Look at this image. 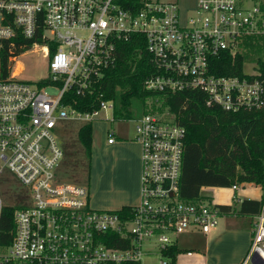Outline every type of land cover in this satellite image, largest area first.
<instances>
[{
    "label": "built area",
    "instance_id": "1",
    "mask_svg": "<svg viewBox=\"0 0 264 264\" xmlns=\"http://www.w3.org/2000/svg\"><path fill=\"white\" fill-rule=\"evenodd\" d=\"M253 4L197 0L196 15L184 17L176 2L163 0H136L127 8L119 0H0V43L32 40L24 52L40 49L48 59V74L38 81L20 78L17 59L24 52L11 58L10 74L0 78V176L9 173L21 192L12 241L0 243L9 252L0 255V264L140 263L146 245L160 251L176 244L172 235H209L218 227L223 214L215 201L206 203L202 194L194 202L181 199L185 129L157 111L135 119L140 203L128 214L94 209L87 186L60 176L61 133L69 122L93 123L102 109L115 113V102L103 100L98 109L83 112L65 101L71 90L92 93L115 64L118 44L142 35L153 68L147 90H197L209 107L264 111V41L262 55L252 57V45L264 40V0ZM226 53L232 65L242 57L240 74L215 73V60ZM114 136L109 133V143ZM245 185L231 189L237 193ZM259 186L260 208L240 264H264V180ZM235 200L244 201L237 195ZM3 206L0 197V215Z\"/></svg>",
    "mask_w": 264,
    "mask_h": 264
},
{
    "label": "trees",
    "instance_id": "2",
    "mask_svg": "<svg viewBox=\"0 0 264 264\" xmlns=\"http://www.w3.org/2000/svg\"><path fill=\"white\" fill-rule=\"evenodd\" d=\"M134 1L136 2L119 0V3L127 8ZM32 43V40L18 39L0 43V78H6L10 74L13 65L11 58L19 56ZM53 53L54 48L51 55ZM226 54L224 59L215 60L218 65L215 73L240 74L242 57H237L235 65H232L230 55ZM151 60L144 36L134 35L129 41L118 44L115 64L106 69L101 81L91 87L92 93L79 96L75 90H71L65 103L80 111L89 112L98 109L103 100H114L115 119H130L129 107L134 101L152 100L154 107L152 111L159 113H164L163 108L166 107L171 120L185 129V152L180 184V197L184 201L199 200L201 190L207 187L231 188L236 183L260 185L264 180V111L227 112L218 106L209 107L206 105L204 93L197 90L149 91L145 88L144 82L153 71ZM154 102L161 103L164 107L157 108ZM148 112L145 110V114ZM78 140L87 160L84 168H87L89 167L87 156L91 154L93 145L92 122L85 123L79 128ZM62 166L60 176L64 181H68L67 179L73 177L72 168H66L64 161ZM131 208L132 206H126L120 211L128 214ZM220 208L222 214L233 210V207L229 206ZM259 208L258 201L246 199L242 202L239 212L255 215ZM17 209L18 206L2 208L0 215L2 245H9L12 241L16 229L14 214ZM115 238L121 239L118 236ZM181 251L176 244L161 249L162 264H177V257Z\"/></svg>",
    "mask_w": 264,
    "mask_h": 264
},
{
    "label": "rangeland",
    "instance_id": "3",
    "mask_svg": "<svg viewBox=\"0 0 264 264\" xmlns=\"http://www.w3.org/2000/svg\"><path fill=\"white\" fill-rule=\"evenodd\" d=\"M165 2H176L179 7L181 8L184 17H191L196 15V6L197 0H163ZM258 0H254L253 5L257 4ZM264 40L257 39L255 44L252 45V54L253 61H256V55H262V48L259 44H261ZM17 61H19V68H23L22 72H20V78L26 81L35 82L41 78H44L48 74V59L43 57L42 52L40 49L34 48L33 50L24 52ZM47 92L56 95L58 90L55 88H48ZM152 100L147 102H140L134 101L129 107L130 112V119L124 118H116L114 111L107 109V110H100L98 117L93 121V145L92 151L89 156H87L89 167L84 168L87 160L83 153V148L78 140V130L84 124L80 122H69L64 126L65 131L61 134L62 144L65 149V166L66 168H72L73 177L71 179H67L68 181H72L74 183H79L85 185L90 190V202L91 206L94 209L100 210H109L104 209L97 206V201L101 199V192L99 187V181L103 172V165H99V154L101 153V147L103 141H106L108 133H115V140H125L128 142L138 143L137 141V134H136V121L135 119L143 116L148 110L152 112L154 107H152ZM156 107H164L162 104L154 102ZM160 107V108H161ZM163 112L168 114V109L166 107L163 108ZM157 110V109H155ZM160 111V110H159ZM169 115V114H168ZM169 117V116H168ZM101 160V159H100ZM3 161L0 159V167H2ZM63 168V166H62ZM85 169V170H84ZM18 186V182L12 179V176L9 173H4L0 176V197L3 202L4 206H19L21 204L19 195L20 190ZM254 189V188H252ZM141 191V179L139 180V185L137 188H131L130 194L133 198V203L131 206L140 203L139 194ZM249 195H257L253 194L256 192L249 191ZM201 194L204 196L212 197V201L226 199L229 196V191L227 189H220L218 191L212 188H205L201 191ZM241 198H245V196L241 195V192H237ZM207 197V198H208ZM211 200V199H210ZM206 203H209V198L205 199ZM137 204V205H138ZM236 205V210H238L239 206ZM239 224L245 226L246 229L252 231L256 220L246 219L237 220ZM222 221V218L219 219V223ZM219 226V225H218ZM173 240H175L178 246L181 249H191L195 247L194 244L206 242V235L197 231H187L181 233L179 235H172ZM251 243V242H250ZM194 249V248H193ZM150 250V251H149ZM224 250H228L224 247L223 251L221 252V256L223 259H226L229 255V252H224ZM195 254L198 253V249L193 250ZM8 249L7 248H0V255L5 256L7 255ZM186 252H182L180 256H184ZM246 256V255H245ZM244 259V258H243ZM140 264H162V258L160 255V251L157 247H144V254L140 260Z\"/></svg>",
    "mask_w": 264,
    "mask_h": 264
},
{
    "label": "crops",
    "instance_id": "4",
    "mask_svg": "<svg viewBox=\"0 0 264 264\" xmlns=\"http://www.w3.org/2000/svg\"><path fill=\"white\" fill-rule=\"evenodd\" d=\"M108 139L109 133L106 141H103L98 160L99 165L101 166V163L103 165V172L99 181L101 199L97 201V206L109 210H120L132 205L131 188H137L141 179V146L139 143L125 140H114V142L109 143ZM207 188L216 191L222 189L219 187ZM224 189L229 191V196L226 199L214 200L219 206L233 207V210L221 216L222 221L219 226L209 235H206L204 244L197 243L194 244L195 247L183 250L176 242V245L182 250L181 253L186 252L184 256H180L181 253L178 255L177 264H240L247 254L254 227L249 232L245 226L233 218L243 221L249 218L256 220L255 215L240 213L242 203L235 200V195L241 196L231 188ZM249 191L256 192L253 194L257 195H249L251 194ZM240 192L241 195L245 196V198H241L243 200L258 202L260 200L261 189L259 185L246 183ZM208 198L213 199L211 196ZM235 204H238V210H236ZM224 247L228 249L224 252H229L226 259L221 256ZM193 248L199 250L197 254L194 253Z\"/></svg>",
    "mask_w": 264,
    "mask_h": 264
}]
</instances>
